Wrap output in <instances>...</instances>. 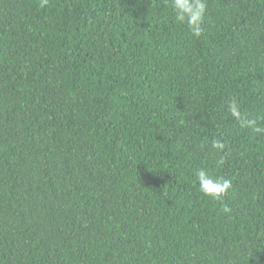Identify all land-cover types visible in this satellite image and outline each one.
<instances>
[{
    "label": "trees",
    "instance_id": "obj_1",
    "mask_svg": "<svg viewBox=\"0 0 264 264\" xmlns=\"http://www.w3.org/2000/svg\"><path fill=\"white\" fill-rule=\"evenodd\" d=\"M233 98L264 125V0H208L199 38L167 0H0V264H264V134Z\"/></svg>",
    "mask_w": 264,
    "mask_h": 264
},
{
    "label": "clouds",
    "instance_id": "obj_2",
    "mask_svg": "<svg viewBox=\"0 0 264 264\" xmlns=\"http://www.w3.org/2000/svg\"><path fill=\"white\" fill-rule=\"evenodd\" d=\"M47 3L48 0H41L42 7ZM167 3L177 24L186 25L194 37L199 38L203 35V24L208 10V0H167ZM227 112L253 133L264 134V125L258 124L256 119L246 120L243 118L241 104L238 100L233 98L228 102ZM211 148L218 154V158L215 159V167L217 169L222 168L226 163V156L223 154L225 150L224 143L213 139ZM194 175L199 192L210 200L220 202L222 211L230 213L231 208L224 204L223 201L232 189V181L208 167L196 169Z\"/></svg>",
    "mask_w": 264,
    "mask_h": 264
}]
</instances>
